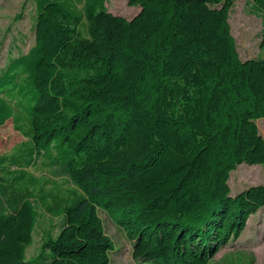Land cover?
Wrapping results in <instances>:
<instances>
[{"label":"trees","instance_id":"1","mask_svg":"<svg viewBox=\"0 0 264 264\" xmlns=\"http://www.w3.org/2000/svg\"><path fill=\"white\" fill-rule=\"evenodd\" d=\"M76 1L34 0L35 41L15 58L36 90L30 118L23 131L0 115L31 144L26 167L52 147L49 165L76 188L58 205L38 184L39 215L12 193L25 170L2 166L14 146L0 152V264H114L99 211L140 262L207 264L264 206V182L235 194L228 183L241 163H264V56L240 58L234 0H128L131 17ZM46 214L58 228L27 257Z\"/></svg>","mask_w":264,"mask_h":264},{"label":"rangeland","instance_id":"2","mask_svg":"<svg viewBox=\"0 0 264 264\" xmlns=\"http://www.w3.org/2000/svg\"><path fill=\"white\" fill-rule=\"evenodd\" d=\"M103 1L108 11L125 17H131L138 10V6L129 4L128 0ZM77 4L81 7L83 0H79ZM254 5L253 0H234L229 11L230 30L241 59L264 56V11L258 10ZM35 17L34 0H0V102L4 106V111H0V115L17 118L18 125H21L23 131L28 124L26 117L30 118L36 90L28 77V71L23 73L17 69L15 58L27 53L34 44ZM257 125L259 132L264 136V118H259ZM15 126L17 125L12 120H8L3 127H0V152L9 151L14 146L7 157L1 160L2 166L7 168L11 165L12 169L20 166L25 170L18 182L10 179L14 182L12 193L29 198L40 215L44 212L39 199L41 191L38 189V184L43 185V191L51 190L58 205H60L58 194L67 192L72 196L69 189L74 190L76 187L67 177L55 175L52 166L49 165L50 160L57 159L56 151L52 147L45 154L42 151L37 157H33V163L26 167L31 144L26 142L19 144L25 140V137ZM15 162L20 165H15ZM2 170L0 169V176L4 174ZM31 175L38 181L33 188L29 184ZM262 182H264V163L253 165L241 163L230 172L228 179L231 194ZM99 212L103 217L105 230L113 240L114 247L111 252L113 263L151 264L134 259L132 244L123 230L105 212ZM48 217L49 215L46 214L42 223L41 218L38 220L32 242L25 251L27 257L40 250L41 239L45 235L43 229H52L54 231L52 233L56 232L60 218ZM207 264H264V206L248 217L242 232L231 238L226 246L221 247Z\"/></svg>","mask_w":264,"mask_h":264},{"label":"crops","instance_id":"3","mask_svg":"<svg viewBox=\"0 0 264 264\" xmlns=\"http://www.w3.org/2000/svg\"><path fill=\"white\" fill-rule=\"evenodd\" d=\"M226 246V245H225Z\"/></svg>","mask_w":264,"mask_h":264}]
</instances>
